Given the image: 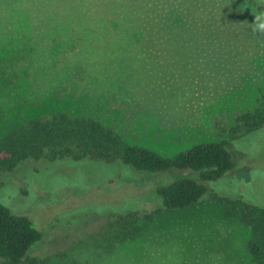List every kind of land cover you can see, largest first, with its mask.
I'll use <instances>...</instances> for the list:
<instances>
[{
  "label": "rangeland",
  "instance_id": "1",
  "mask_svg": "<svg viewBox=\"0 0 264 264\" xmlns=\"http://www.w3.org/2000/svg\"><path fill=\"white\" fill-rule=\"evenodd\" d=\"M260 7L264 0H0V138L66 113L165 157L229 140L216 121L229 129L237 114L264 107ZM227 148L236 169L207 183L201 203L164 211L111 255L89 241L73 245L97 230L103 215L94 212L122 209L141 190L133 184L159 185L161 175L120 163L28 162L0 180V202L42 233L33 255L75 249L63 264H252L249 228L224 220L209 197L264 209V128Z\"/></svg>",
  "mask_w": 264,
  "mask_h": 264
},
{
  "label": "trees",
  "instance_id": "2",
  "mask_svg": "<svg viewBox=\"0 0 264 264\" xmlns=\"http://www.w3.org/2000/svg\"><path fill=\"white\" fill-rule=\"evenodd\" d=\"M259 9L264 12V7ZM215 125L221 135H226L230 141L237 140L264 128V107L237 114L229 129L220 121ZM229 140L199 143L165 157L148 148L131 145L123 135L90 116L58 113L29 120L0 138V180L28 162L51 163L65 159L105 165L120 163L131 166L140 175H161L157 177L159 185L142 186L141 180L133 184L141 190L130 199L122 200V209L107 207L94 212L103 215L98 219L97 230L85 236V242L73 245L81 248L89 241L96 251L111 255L119 245L138 240L164 211L185 210L201 203L207 193V183L218 181L235 170L237 165L227 148ZM186 170L190 171L188 176L177 180L172 174V171ZM165 176H168L166 182L162 178ZM148 180L153 179L149 177L143 182ZM209 199L220 208L224 220L249 228L246 250L252 264H264V209L217 194L210 195ZM148 203L154 208L141 207ZM42 240V233L29 218L15 215L0 202V264H63V259L75 250L33 255L37 247L33 246Z\"/></svg>",
  "mask_w": 264,
  "mask_h": 264
}]
</instances>
